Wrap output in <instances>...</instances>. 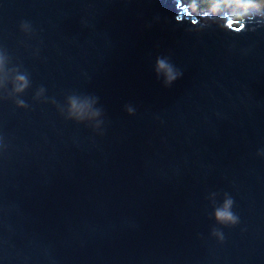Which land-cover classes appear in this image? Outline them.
Here are the masks:
<instances>
[{"label":"water","instance_id":"95a60500","mask_svg":"<svg viewBox=\"0 0 264 264\" xmlns=\"http://www.w3.org/2000/svg\"><path fill=\"white\" fill-rule=\"evenodd\" d=\"M178 2L0 0V264H264V15Z\"/></svg>","mask_w":264,"mask_h":264},{"label":"clouds","instance_id":"9594fccd","mask_svg":"<svg viewBox=\"0 0 264 264\" xmlns=\"http://www.w3.org/2000/svg\"><path fill=\"white\" fill-rule=\"evenodd\" d=\"M157 70L158 71L162 70L164 72L166 84H169L172 81L176 80L177 77L179 76V73L176 72L173 69V67L169 63H167L164 59H158L157 60ZM17 80H18V82H21L20 87L17 89V91H20L26 86L27 82H26L25 77H23V76L18 77ZM71 107H72V110L75 111L77 115L82 113V111L84 110V106H78L75 104L74 101H73ZM231 203H232L231 200L225 201L223 207L218 209L215 212V217L218 221L225 222V223H227V222L234 223L235 222L236 217L231 213V211H229Z\"/></svg>","mask_w":264,"mask_h":264},{"label":"rangeland","instance_id":"374dc122","mask_svg":"<svg viewBox=\"0 0 264 264\" xmlns=\"http://www.w3.org/2000/svg\"><path fill=\"white\" fill-rule=\"evenodd\" d=\"M183 1H186L187 4H188V7L191 8V9H195V10H200V6L198 4H200L199 2L195 1V2H192L191 0H183ZM226 1H223L222 2V5L226 4ZM229 1V0H228ZM248 1V0H247ZM222 5H216L217 8H220ZM264 5V0H249V12L250 11H253L257 14H260V6ZM176 6H179V3H176ZM203 8H201L202 10ZM207 11V10H206ZM208 12V11H207ZM205 12V13H207ZM210 13V12H209ZM215 14V13H214ZM213 14V15H214ZM212 15V13H211ZM262 15V14H261Z\"/></svg>","mask_w":264,"mask_h":264},{"label":"trees","instance_id":"16d2710c","mask_svg":"<svg viewBox=\"0 0 264 264\" xmlns=\"http://www.w3.org/2000/svg\"><path fill=\"white\" fill-rule=\"evenodd\" d=\"M191 1L192 2H195V1L199 2L200 4H198V5L199 6L201 5L202 7L203 6L204 7H209V6L216 7V5H222V2L225 1V0H191ZM235 1L237 2V0H229V1L227 0L226 3H233V4H235ZM233 6H234V9L233 10H234L235 15L241 16L240 13L243 10H241L238 5H233Z\"/></svg>","mask_w":264,"mask_h":264}]
</instances>
